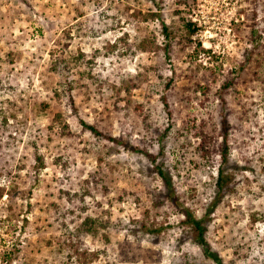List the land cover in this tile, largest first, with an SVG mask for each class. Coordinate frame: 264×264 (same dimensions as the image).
Segmentation results:
<instances>
[{
  "label": "rangeland",
  "instance_id": "rangeland-1",
  "mask_svg": "<svg viewBox=\"0 0 264 264\" xmlns=\"http://www.w3.org/2000/svg\"><path fill=\"white\" fill-rule=\"evenodd\" d=\"M175 8L0 0V264H216L153 158L223 264H264V0H197L190 42ZM224 123L232 193L210 214L220 157L194 151Z\"/></svg>",
  "mask_w": 264,
  "mask_h": 264
},
{
  "label": "trees",
  "instance_id": "trees-1",
  "mask_svg": "<svg viewBox=\"0 0 264 264\" xmlns=\"http://www.w3.org/2000/svg\"><path fill=\"white\" fill-rule=\"evenodd\" d=\"M175 1V10L174 15L179 19L180 24L182 25V28L185 30L187 34L188 41L190 42L193 37L197 35V24H194L187 18V14H190L196 7H197V0H174ZM159 13H161L162 7H159ZM159 15V14H157ZM160 17V16H157ZM162 34L166 39H170L172 36V33L170 32L169 28L163 24L162 27ZM65 48L69 47V44H66L64 46ZM200 50L196 48L195 52H199ZM206 51V50H201ZM209 53V52H206ZM56 56V55H55ZM54 57V56H52ZM53 64V71H57V66L62 62V57L55 59L54 58ZM215 78V74L211 73V75L208 78ZM207 79H204L197 83L196 86V93L198 92H204V94H208L210 92V85L209 81ZM172 82V81H170ZM202 82H204V86L202 85ZM170 84H168L169 86ZM229 85H231L229 83ZM227 87V86H226ZM162 101L164 102L165 106L167 107L168 115L171 116V112H169L168 108V102L166 100L165 96L161 97ZM44 109H48V106H44ZM61 117L57 116V119L59 120ZM92 131L96 133L94 128H90ZM223 138V142L219 143L218 137H216L213 133H208L206 130L200 129V132L197 135V139L200 140L199 145L195 148L194 154L196 157H198L200 160H209L212 155H217L220 157L221 166L218 168L217 176H216V188H215V198L212 202V207L210 208L209 213L212 214L218 205L221 203L223 196L226 193H232V182H233V168H231L230 165V156H231V149H230V142H229V135H228V129L226 127V124H223V133L221 134ZM115 142H119L118 139L113 140ZM154 164L156 165V172L158 176L163 180V183L165 185V188L163 190V193L165 194V198L167 201L172 202L175 204V206L178 207V209L181 211V214L185 217V220L183 223L193 228V232L195 233V238H193L197 246L203 249L204 255L207 259L212 260L216 264H223L222 259L217 254L213 253L210 248L208 247L207 240H206V227L204 218H196L189 209H185L184 206H179V200L177 199V192L174 188V185L172 183V179L169 176L167 172L163 170V166L159 168V164H157V161L153 158ZM97 226L98 223L96 221H92L90 219H87L81 227V233L82 235H89V236H97Z\"/></svg>",
  "mask_w": 264,
  "mask_h": 264
}]
</instances>
